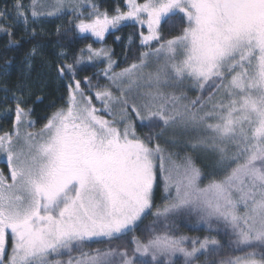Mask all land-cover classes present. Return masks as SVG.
Masks as SVG:
<instances>
[{"label":"snow or ice","instance_id":"obj_1","mask_svg":"<svg viewBox=\"0 0 264 264\" xmlns=\"http://www.w3.org/2000/svg\"><path fill=\"white\" fill-rule=\"evenodd\" d=\"M125 5L109 15L92 4L87 16L73 5L74 27L103 41L123 22L139 25L146 50L138 62L117 72L109 50L81 49L75 63L57 66L69 78L67 100L37 132L29 130L35 121L27 101L14 97L13 129L0 134L8 168L0 171V264H177L180 257L198 264L224 245L173 233L178 218L193 214L209 231L222 226L229 249L241 253L212 264H264V0ZM47 6L30 0L26 10L16 0L14 8L27 25L28 11L32 18L61 14L66 0L41 11ZM176 23L185 25L181 33L166 39L162 25ZM85 52L88 61L107 60L110 87L76 79ZM37 55L35 47L28 54ZM186 88L211 91L186 104ZM149 216L141 240L134 233ZM114 240L121 244L83 251Z\"/></svg>","mask_w":264,"mask_h":264},{"label":"trees","instance_id":"obj_2","mask_svg":"<svg viewBox=\"0 0 264 264\" xmlns=\"http://www.w3.org/2000/svg\"><path fill=\"white\" fill-rule=\"evenodd\" d=\"M143 2V0H140ZM16 0H0V9L6 8L8 11L14 9ZM99 11L108 12L114 15L116 9L124 10V0H97L95 4ZM53 21L47 29L48 35L26 36L21 28L15 26L4 27L6 31H0V114L6 108H11V113L5 114L0 118V134L10 132L13 129V121L15 120V103L14 97H21L27 101L24 105L26 108L32 109L31 119L35 121L34 129L40 130L47 122L46 118L59 108L65 106L68 89L66 85L69 83L68 77H60L57 73V66L60 64L75 63L81 56V49L87 48L89 44L94 49L100 46L110 48V55L117 64L113 67L114 71L122 70L132 63L139 60L140 53L145 51V47L140 44L139 32L141 28L134 23H127L115 31L109 33L103 42L94 40L91 36L80 35L74 25L77 23V15L70 13L63 21L61 17L52 18ZM184 24L176 23L174 25H162V35L168 39L179 35ZM145 34L147 30L143 29ZM10 32V34H8ZM117 37L119 39H117ZM131 37L132 41L127 45V38ZM156 44L153 43V47ZM39 49V55L29 58L28 54L33 48ZM63 49L65 57L59 56L57 50ZM84 55V54H83ZM122 59L123 62H122ZM29 60L31 65L29 66ZM76 79L82 82L84 87L85 77L92 80L93 84H99L101 89L107 87L108 80L103 76V69L107 67V61L95 60L94 62H86L76 64ZM211 89L200 93L206 98ZM93 103H96L93 97ZM99 106V105H98ZM137 131L143 136L148 134L146 128H139ZM199 161H197L198 163ZM199 164V163H198ZM207 181H205L206 183ZM163 191H156V205L162 203ZM155 209H153L154 211ZM152 220L149 216L141 225L134 235L141 240L148 238V233L143 230ZM219 234L216 230L209 231L206 227L199 224V217L193 214L190 217L178 218L175 221L173 233L177 236H186L189 238L214 237L224 245L221 255L212 257H200L198 264H212L213 261H219L229 255H240L239 251L229 249V237L224 234L222 226H218ZM131 236L125 238V245L129 252L133 245L131 244ZM121 241H105L102 243H90L85 245L83 251L92 252L96 249L107 250L109 247L120 245ZM190 246V245H188ZM73 256H78L79 252H73ZM67 260V256L60 257ZM150 261V257H143ZM182 257L178 258L177 264H182Z\"/></svg>","mask_w":264,"mask_h":264},{"label":"rangeland","instance_id":"obj_3","mask_svg":"<svg viewBox=\"0 0 264 264\" xmlns=\"http://www.w3.org/2000/svg\"><path fill=\"white\" fill-rule=\"evenodd\" d=\"M22 2L25 5V9L27 10V6L29 5L30 0H22ZM54 2H55V0H45V3L48 6L43 8L41 11H43L44 13H46L48 11H52L51 5ZM96 2H97V0H66V6H65V9H64L63 13L57 14V15H53V16L41 15L39 17L32 18L31 15H30V11H28L27 12V14H28V23H27V25H25L22 21H19L17 19V13H16V9L15 8L13 10H10V11H8L6 8H1L0 12H5L7 14V18L6 19H0V26H3V27L15 26L17 28L19 27V28H21V31L25 32L27 37L28 36H35V35L47 36L48 35L47 34L48 33L47 29H49L48 27L52 23L51 21H53L52 18L61 17L60 21H63L66 18V16L68 14H70V13H75L77 15V13L73 12V10H72L73 9V5H76L78 7V10L80 12L84 13V16H87L92 11L91 5L92 4H96ZM15 3H14V5H15ZM124 3H125V0H124ZM122 11H126V5L124 7V10H122ZM127 23L130 24V23H133V22H130V21L129 22H123L120 25V27L125 25V24H127ZM115 30L116 29H110L109 32L105 33V38L107 37V35L109 33L113 32ZM33 32L35 33V35H33ZM80 35L91 36V34H80ZM91 37L94 40H96V41H99L101 43L103 42V41L97 40L93 36H91ZM131 41H132V38L128 37L127 38V42H126L127 45H129ZM101 48L109 50V53H110V50H111L110 48H108L106 46H100L99 49H101ZM38 51H39V49H38ZM57 52L59 53V56H61V57H65V55H66L64 50L61 49V48L59 50H57ZM97 60H103V59H97ZM123 60L124 59H122V62H123ZM83 61L91 63V62H94L95 60L88 61L87 60V53L85 52ZM28 62H29L28 64L31 65V63H30L31 60H29ZM116 64H117V62L115 61V64L113 65V67H115ZM148 70H151V69H148ZM119 71H121V70L118 69L117 72H119ZM107 87H110L109 81H108ZM112 90L115 91V89H112ZM185 92H186V95H187V100H184L183 103H186V104L189 103V101L195 100L198 96H200V93H201L199 90L190 89V88H186ZM177 94H179V93H177ZM96 103L97 104L94 103L96 105V107H98V108L101 107L99 101H96ZM11 110H12L11 108H6V110L2 114H0V117H2L5 114L11 113ZM101 114L103 115V113H101ZM29 130L30 131H34V132L39 131V130H36L34 128L29 129ZM169 151L179 152L181 155H183V152H182V150L180 148H169ZM2 156H3V154H0V157H2ZM197 161H199V159H197ZM198 163H200V161ZM0 171H3L5 173V175L8 174L7 164H6L4 159H0ZM199 224L201 226H203V227H206V229H208L207 225L204 224L203 222H201L200 218H199ZM217 228H218V225L213 224V229H217ZM7 247H8V250L10 251L11 250V240L10 239L8 241Z\"/></svg>","mask_w":264,"mask_h":264}]
</instances>
